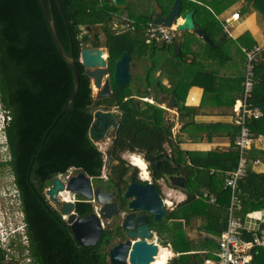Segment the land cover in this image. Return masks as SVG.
<instances>
[{"label":"trees","instance_id":"obj_1","mask_svg":"<svg viewBox=\"0 0 264 264\" xmlns=\"http://www.w3.org/2000/svg\"><path fill=\"white\" fill-rule=\"evenodd\" d=\"M44 1L49 4V0ZM186 1L187 9H194L196 20L199 14H209L203 22H196L213 41L212 45L205 43L208 48L213 52L221 50V43L227 37L219 20L204 6L209 5L210 0H181L182 4ZM50 2L48 11L58 39L66 53H73L79 72L78 92L69 104L70 109L62 113L64 102L73 90L74 73L52 39L38 0H0V102L9 116L5 136L11 150V159L0 164L13 166L17 191L26 203V223L19 234L23 240L19 238L16 248L22 253L25 249L28 251L30 264H106V246L112 233L105 229L94 245L79 244L65 218L43 191L52 178L65 173L71 166L89 176L102 173L103 152L90 138L88 130L94 118L89 108L103 104L122 110L111 140L112 161H118L110 166L111 178L118 175L123 178L128 169H137L122 159V151L142 153L153 167L154 180L162 176L163 169L158 168L156 162L163 165L170 157L174 163L181 164L187 181V200L167 209L157 224L168 233L172 250H203L211 239L208 236L205 240L202 231L217 237L225 227L230 199V187L225 181L236 165L237 151L232 148L220 154L211 149L200 151L180 147L182 135L195 139L203 138V132L207 130L208 135L217 132L209 130L208 123L194 120V116L202 111L200 106L185 103L189 87L199 83L195 77L201 79L208 73L194 71L195 77H189L188 64L173 53L171 44L174 40L170 43L144 42L143 26L153 20L155 11L167 13L173 0H129L124 7H117L110 0H59L67 23L55 0ZM187 9L183 5L182 11ZM109 15L112 16L110 23ZM87 25L99 28L102 45L106 48L111 91L108 97L101 99L94 98L91 80L84 74V65L80 61V33ZM217 35L222 36L219 41ZM252 48L253 44L246 45V49ZM124 51L129 54L130 61L146 64L141 76L132 75L128 84L120 86L113 80V69ZM250 63L252 88L248 103L263 111L262 117L254 121L250 129L264 132V50ZM156 71L160 72L156 74ZM164 78L167 83H163ZM201 83L205 88L211 87ZM158 89L169 96L174 95V120L165 115L166 109L157 96ZM145 95H151L153 102L138 105L134 96ZM174 122L180 127L173 134ZM220 128L223 129L222 123ZM236 128L231 123L226 131L232 145ZM24 164L29 171H25ZM206 190L216 194L217 202L202 198ZM236 194L234 214L239 215L242 222V212L251 200L263 199L264 205V174L254 171L251 161H246V173L237 181ZM75 209L78 214H85L94 208L91 202L80 199L75 203ZM192 217L198 223L192 224ZM259 225L255 232L264 227V221ZM243 236L249 237V234L243 232ZM207 255L205 252L181 254L178 259L187 264L198 260L202 264ZM3 260L4 251L0 248V264H6ZM250 262L264 264V246L254 247Z\"/></svg>","mask_w":264,"mask_h":264},{"label":"water","instance_id":"obj_2","mask_svg":"<svg viewBox=\"0 0 264 264\" xmlns=\"http://www.w3.org/2000/svg\"><path fill=\"white\" fill-rule=\"evenodd\" d=\"M115 6H125L128 0H110ZM62 17L66 22L64 12L62 10L59 0H55ZM38 3L44 14L46 23L51 33L52 39L60 52L64 61L71 67L74 73L73 90L68 98L65 100L61 113L70 109V102L76 95L79 89V72L77 69L76 59L73 53L68 54L62 47L57 33L54 20L48 9L51 8V2L46 5L44 0H38ZM181 0H173L167 13L162 14L158 11L154 13L153 20L162 25H172L175 23L177 31L189 30L202 37L204 41L212 44L210 36L205 30L198 26L195 22L193 14L194 9H190L186 12L182 11ZM182 14V15H181ZM111 15L108 16V22L111 21ZM67 23V22H66ZM105 26V24H103ZM94 29V30H93ZM92 39L93 45L89 46V40ZM80 40L82 49L80 51V61L84 65L83 72L87 75L91 84L95 88L93 93L95 99H101L110 95V80L109 72L106 61V48L99 45L100 38L97 26L87 25L80 33ZM72 49V42L70 41ZM179 49V41L174 43V52L177 53ZM135 64L134 61H130L129 54L124 51L121 56L115 61L113 69V80L117 85H126L131 79V66ZM137 102H142V99L135 98ZM170 102L174 103V95H170ZM170 108V103L166 105ZM94 120L89 127V136L92 140L100 142L101 150L105 151L109 149V143L102 141L103 137L107 134L113 136L114 131L117 129L120 122V109L114 108H94L93 111ZM110 156H107V161ZM106 161V163H107ZM57 179H54V182ZM67 188L72 191L80 193L83 197L89 199L94 197L95 200L101 205L98 208L97 213L92 212L88 214H78L77 212H70L74 209L73 202H65V206H71L67 210L63 206L60 211L65 214L69 211L67 221L70 223V230L74 238L79 244L94 245L99 239L104 227L109 225V220L103 224L100 222L99 217H105L112 219L115 209L118 207L114 201H107L110 199L111 193L106 192L102 187L99 188L102 192H97V188L94 190L91 188L88 176L80 171L74 177H71L67 183ZM175 185L181 189L186 188L185 177L180 175ZM64 185L54 186L50 189V196L53 197L57 190L63 188ZM133 192H124L123 198L130 197L128 202L129 212L124 216L122 220V227L125 230L127 236L122 240L113 239L112 243L108 245L106 264H146L147 257L155 252L159 246L166 247V244H158L156 237L153 233V228L147 223L148 214H152L154 221H160L167 213L166 205L162 194L158 191L154 182L148 181L145 184L131 183L128 186V190ZM109 209L110 212L105 211ZM163 236L166 232L162 233ZM145 252V253H143ZM171 264H180L176 256L170 258ZM198 261H194L190 264H198ZM240 264H252L250 261Z\"/></svg>","mask_w":264,"mask_h":264},{"label":"crops","instance_id":"obj_3","mask_svg":"<svg viewBox=\"0 0 264 264\" xmlns=\"http://www.w3.org/2000/svg\"><path fill=\"white\" fill-rule=\"evenodd\" d=\"M197 2L201 3L200 1ZM210 2L211 3H209V5L206 4L204 6L212 12V15L216 19L219 20L222 29L224 30V36L227 37L224 40V43H221L222 49L217 52L211 51L205 44L208 42L204 41L202 37L189 30L187 32H175L174 41L171 45L173 47V53L181 61L188 64L189 77H192V79L195 77V74L193 73L194 71L195 73L197 71L208 73L204 78L201 79L195 77L196 81L199 83H194L189 87V89L187 90L185 103L200 106L202 111H199V113L194 116V120L199 123H208L209 130L217 133L208 135L207 132L209 131L207 130L203 132V138L198 137L195 139L190 138L187 135H182L180 147L186 150L193 149L200 151L211 149L213 151L219 152L220 154H222L223 151L235 148L237 151L236 165L228 178L234 174L238 167L239 153H241L245 157L246 161H251L254 171L264 174V139H258L254 136H251V138L247 140L241 147L237 145L235 142V136L238 133L239 128L234 122L233 114L231 111L232 94L240 91L243 88L247 67L249 65L248 56L253 52H256L258 54L264 50V0H258L255 3L252 0H210ZM187 3V1L185 2V4L183 3L182 7L184 5V7L187 9ZM154 7L156 8V3H154ZM188 10L190 9L188 8L187 11ZM236 10L242 11L239 18H230L232 12ZM208 15L209 14L207 12H204L202 15L199 14L197 15V20L199 22H203L204 20H206L205 17ZM193 17L196 22L197 20L195 14H193ZM226 19H228L227 26L223 25V21ZM216 37L219 41L222 36L217 35ZM176 40L179 41V49L177 53L174 52V43ZM251 44H253V48L251 50L246 49V45ZM245 54L247 58L246 60ZM157 72L159 73L160 71H156V74ZM201 82L210 84L211 87L209 89L205 88ZM163 83H167V78L163 79ZM204 90H209L208 95L212 97L213 104L206 105L204 103V97L206 95L203 94ZM164 94V96L160 98L162 102L161 106H163L165 109H168L166 107L167 104L163 105L162 98H169L170 100V96L166 92H164ZM165 103L166 102H164V104ZM172 109L175 110L174 107ZM221 123L223 124V129L220 128ZM231 123H233L237 127L233 137V145L231 139L229 138V135H227L226 133L228 126ZM254 123H251L250 125H248V127L251 128ZM176 187L178 186H175V188L167 187L168 189L166 192H184L185 197L183 196L184 198L179 202L186 201V188L181 189L179 187ZM208 192L210 191H204L201 195L202 198L211 203L217 202V199L215 201H211L209 199V195L205 194ZM213 194L216 195L215 193ZM162 196L164 198L166 209L172 208L174 206L172 205L173 201L170 199H166L164 195ZM261 200L263 199L251 200L249 206L242 212L241 216L243 218V228L241 230V235L243 236V232L249 234V237L243 236L244 238H251L253 234L257 233L255 232V230L259 228V223L261 221H264V205L262 204ZM236 203V187L233 191L232 188H230V199L226 216L227 218L230 212L234 214V206ZM195 222L198 223V220L192 217L191 223L193 224ZM225 227L223 228V230L225 229ZM202 234L205 235V240L208 238V236H210L211 239L210 241H208L203 250L178 252L203 251L207 252V254L215 252L218 248V239L220 235L215 237L213 234H208L204 231H202ZM167 238L168 233L166 232L165 237L161 239V241L165 242L166 248L172 250ZM159 243L163 244L162 242ZM213 244L216 246H213ZM178 261L183 264L182 260L180 261L178 259Z\"/></svg>","mask_w":264,"mask_h":264},{"label":"flooded vegetation","instance_id":"obj_4","mask_svg":"<svg viewBox=\"0 0 264 264\" xmlns=\"http://www.w3.org/2000/svg\"><path fill=\"white\" fill-rule=\"evenodd\" d=\"M94 30V29H93ZM89 42H90V44H92L93 45V42H92V39H90L89 40ZM92 45H90V46H92ZM94 46V45H93ZM135 62V61H134ZM137 64V65H136ZM146 63H144V62H135V67H133V66H131V73H132V75L133 76H135V75H137V74H140V76H141V72L143 73V71H144V67H143V65H145ZM140 68L141 70L138 72V73H135V71L133 70V69H135V68ZM133 71V72H132ZM145 73V72H144ZM131 75V76H132ZM131 79H132V77H131ZM131 79H130V81H131ZM133 80H135V78H133ZM144 88V87H143ZM152 89H155V87L154 86H152ZM157 92H158V94L159 95H157L158 96V99H160L162 96H164L165 94H164V92H162L161 90H157ZM164 94V95H163ZM94 95V94H93ZM137 97H139V98H141L142 99V102H137L136 100H135V98H137ZM148 98H150L151 99V101H149V99ZM134 100L138 103V105H140V104H142V105H147V102H153V98H152V96L151 95H145V96H134ZM168 103H170V100H169V98H168V100H167V102H166V104H168ZM175 103L176 102H174V103H170V108H173L174 107V105H175ZM97 107H101V108H114V107H116V106H105V105H103V104H97V105H92L89 109H90V111H92V113H94L93 111H94V108L96 109ZM119 108V107H118ZM170 108H168V109H166V110H171V111H173V113L175 114V116H176V110H172V109H170ZM120 109V108H119ZM174 109H175V107H174ZM121 115H122V110L120 109V119H121ZM94 116V115H93ZM175 116H174V118H169L168 117V119L169 120H174L175 119ZM93 120H94V118H93ZM178 125V127L176 128V126L175 125ZM90 127V126H89ZM179 127H180V124L179 123H177V122H174L173 123V126L171 127V129H172V132H173V134H174V132L176 131L175 129H179ZM89 131V130H88ZM116 131V130H115ZM115 131H114V133H115ZM113 136H114V134H113ZM113 136H108L107 134L103 137V139H102V141H106V142H108L109 143V149H107V150H105V151H103V150H101V148H100V142H96V141H94L96 144H97V146H98V148L103 152V155H102V157H103V159H104V167L102 168V173L100 174V175H97V176H89L88 174H86L83 170H80V169H78V168H76V167H69L68 168V170L65 172V173H59L57 176H55L54 178H52V180H51V182L43 189V191L47 194V197H48V199L53 203V202H55V201H57V202H60V201H58L57 200V196L59 195V193H60V189H58L57 190V193L53 196V197H51L50 196V189H52L54 186H60L61 184H66L67 183V181L71 178V177H74L75 175H77L80 171H83L87 176H88V178H89V183H90V186H91V188L94 190L95 188H97V192H102L99 188H103L106 192H109V193H111V196H110V199H108L107 201H114V202H116L117 203V205H118V207L115 209V211H114V214H113V217H112V219H108V218H105V217H102V216H100L99 217V219H100V222L103 224L104 222H106L107 220H109V225L107 226V227H104V229H103V231L105 230V229H107V232L108 233H112V237L110 238V243L109 244H111L112 243V241H113V239H117V240H122V239H124V238H126V236H127V234H126V232H125V230L123 229V227H122V220H123V218H124V216L130 211L129 210V208H128V202H129V200H130V198H131V196L130 197H126V198H123V193L124 192H133V190H129V191H127L128 190V186L131 184V183H140V184H145V183H147L148 181H151V182H154L155 184H156V187H157V189H158V191L163 195V189H162V186H161V183L162 182H164V184H165V186L166 187H168V188H175V186H177V185H175V183L177 182V180H178V177L180 176V175H184V173H183V167H182V165L181 164H177V163H174L173 161H172V159L170 158V157H167L166 158V162L163 164V165H159V163L158 162H156L155 163V165L158 167V168H160V169H162V176H160L159 178H157L156 180H154L153 179V176H152V172H153V167L151 168V165H150V162L148 161V160H146L145 158H144V156L142 155V157L144 158H142L144 161H145V163H146V171H147V174L146 175H144V174H142V172H141V170H140V168L138 167V166H136L135 164H133V162H132V160H131V158H129L130 157V155H131V157H132V154L133 153H140V152H132V151H122L121 152V157H122V159H124L126 162H128V163H130V164H132V165H134L137 169H134V168H130V169H128L127 170V173H125L124 174V176H122L123 178H119V175L118 176H116L115 178H111V176H110V172H108L107 174L106 173H104V170L105 169H110V166H111V164L113 163V162H118L116 159L114 160V161H112V156H111V154H110V150H111V140H112V138H113ZM6 137V136H5ZM181 143V142H180ZM179 143V144H180ZM7 147H8V152H9V157H8V159H6V160H0V163L1 162H7L8 160H10L11 159V150H10V147H9V145H8V143H7ZM167 149H168V151L170 150V147H168L167 146ZM125 152H127L128 153V155L127 156H124V154H125ZM142 154V153H141ZM107 156H110V158H109V160L107 161ZM127 159L129 160V161H127ZM106 161H107V163H106ZM171 164V166H170V164ZM26 164H24V166H25ZM1 167H7V169L10 171V174H11V182L14 184V187H16L15 189H16V191H17V184H16V175H15V169L13 168V166L10 164V163H5L4 165H1L0 164V168ZM107 167V168H106ZM25 171L27 172V171H29V169L27 168V165H26V168H25ZM73 171H75V173H73ZM54 179H57V181H55L54 182ZM123 179L124 180H126V181H124L123 182ZM187 183V181H185V184ZM173 186V187H172ZM179 187V186H178ZM178 187H176V188H178ZM69 190V189H68ZM67 192H72L73 193V197L72 198H68V197H64L63 196V202L61 203V204H57L58 206H56V208L58 209V211L61 213V211H60V209L64 206L65 207V209L67 210L68 208H70L71 206L69 205V206H65V202H73V204H74V209L73 210H71L70 212H76V209H75V203L77 202V201H79L80 199H83V200H85V201H88V202H91V204L93 205V211L92 212H96L97 213V211H98V208H99V206L101 205L100 203H98L96 200H95V198L94 197H92V198H89V199H87V198H85V197H83L80 193H78V192H76V191H72V190H69V191H67ZM78 194H80L81 195V197H79L78 196ZM2 195V194H1ZM1 195H0V207H1V205H2V203H3V201L1 200ZM3 195H4V197H5V199H7L10 203H11V201H13V203L15 204V205H17V206H19V208H20V211H21V214H22V223H23V228H24V224L26 223L25 222V211H24V207H25V205H26V203L25 202H22V200H21V193L18 191V192H4L3 193ZM61 195V194H60ZM12 197H13V199H12ZM17 198V199H16ZM16 200H17V202H16ZM54 204V203H53ZM55 205V204H54ZM1 210H2V212L4 211L3 209H2V207H1ZM69 211H67V213H65V214H63V213H61L62 214V216L65 218V221H66V224L67 225H69V228H70V223L67 221V218H68V215H69V213H70ZM92 212H89V213H92ZM106 213H109L110 212V210L109 209H107L106 211H105ZM85 214H88V213H85ZM122 215V216H121ZM5 220V218L3 219V221ZM161 221V220H160ZM160 221H154V219H153V216H152V214H148V220H147V223H148V225L150 226V227H152L153 228V233H154V236L156 237V241L158 242V244H160L159 242H161V239H163L165 236H163L162 235V233L163 232H165V231H163L161 228H160V226L157 224V223H160ZM24 230V229H23ZM103 231H102V233H103ZM155 232H156V234L157 235H155ZM102 235V234H101ZM100 235V236H101ZM108 244V245H109ZM107 249V248H106ZM28 251L25 249V251H24V253L23 254H25V256H26V258L28 259V264H30V262L29 261H31V257L28 255V253H27ZM178 260V259H177ZM196 261H198V260H196ZM199 264V263H198Z\"/></svg>","mask_w":264,"mask_h":264},{"label":"built area","instance_id":"obj_5","mask_svg":"<svg viewBox=\"0 0 264 264\" xmlns=\"http://www.w3.org/2000/svg\"><path fill=\"white\" fill-rule=\"evenodd\" d=\"M242 11L236 10L232 12L230 18L237 19L241 15ZM132 20H130L131 27ZM228 19L223 21V25L227 26ZM130 25V24H129ZM177 31L175 23L166 26L155 22L154 20L148 21L143 26V39L146 44L152 43H170L174 40L175 32ZM257 55V53H251L249 58V65L245 75L243 88L232 94L231 96V111L236 126L239 128L238 133L235 136V142L240 147L254 136L258 139H264V133L252 131L248 125L256 121L263 114L262 109L257 105H249L248 96L252 88L251 74V60ZM151 101L150 98H148ZM241 152V151H240ZM245 157L239 153L238 167L234 174L227 178L226 185L232 188V191L236 187L237 180L244 176L246 173ZM209 195L211 201H215L216 195L213 193H205ZM243 228V222L239 215H234L230 212L225 229L219 236L218 248L215 252L208 254L203 258L202 264H240L250 261L251 251L254 247L264 246V228H261L257 233L253 234L251 238H244L241 235ZM170 250V249H169ZM170 257L166 259V262L172 257L176 256L177 259L181 254L190 253H203V251H191V252H174L170 250ZM207 254V252H205ZM164 264H167V263ZM186 261L183 264H187Z\"/></svg>","mask_w":264,"mask_h":264},{"label":"rangeland","instance_id":"obj_6","mask_svg":"<svg viewBox=\"0 0 264 264\" xmlns=\"http://www.w3.org/2000/svg\"><path fill=\"white\" fill-rule=\"evenodd\" d=\"M98 32H99V28H98ZM99 38H100V44L99 45H102V39H101L100 35H99ZM88 44H89V46L92 45V44H90V42ZM134 65H133V67H135L137 64L135 66ZM133 70L135 71V73H138L141 69L136 67ZM157 74H158V72H157ZM131 75H132V73H131ZM92 87H93V85H92ZM94 92H95V88L93 87L92 94ZM203 94H206L204 97L205 98L204 103L206 105L213 104L212 97H210L208 95L209 90H204ZM162 100H163V105H166V103L164 104V102H167L168 99L162 98ZM2 108L3 107H2V104L0 102V121L2 120V113H3ZM7 114H8V112H7ZM165 115L171 119L174 118V116H175V114L171 110H169V111L166 110ZM175 126H176V128L178 127L177 124ZM175 130L177 131V129H175ZM133 154H138L139 156H141V158H143L141 153H133ZM127 155H128V153L125 152L124 156H127ZM8 157H9V152H8V147H7V143H6L5 130L2 127H0V160H6V159H8ZM129 158H131V155ZM127 161H129V160L127 159ZM108 172H109V169L104 170V173L107 174ZM73 173H75V171H73ZM11 178L12 177H11L10 171L7 169V167H1L0 168V195L2 194L1 200L3 201V203L1 205V207L4 211L2 212L1 207H0V248H1V250L4 251L3 262H5L6 264H28V259L26 258L25 254H23L22 252H19V250L16 248V245H15V244H18V240H20V239L23 240V238L19 236V234H21L22 230L24 229L23 225H22V214H21L20 208H19V206L15 205L13 203V201H11V203H10L7 199H5V197L3 195L4 192H18L14 188V184L11 182ZM161 186L163 187L162 189L164 192V194H163L164 197L166 199L172 200L173 201L172 205H176L177 202H179L180 200H182L185 197L184 192H166L168 188L165 186L164 182L161 183ZM66 197L72 198L73 193L67 192ZM12 199H13V197H12ZM57 200L60 202H57V201L53 202L55 204V206H58L57 205L58 203L61 204L63 202V196L60 195V193L57 196ZM16 202H17V200H16ZM4 218H5V220L3 221ZM155 235H157L156 232H155ZM167 239H168L169 244L171 245V239L170 238H167ZM107 247H108V245L106 246V248ZM179 260L181 261V258ZM166 263L171 264L170 259Z\"/></svg>","mask_w":264,"mask_h":264},{"label":"bare ground","instance_id":"obj_7","mask_svg":"<svg viewBox=\"0 0 264 264\" xmlns=\"http://www.w3.org/2000/svg\"><path fill=\"white\" fill-rule=\"evenodd\" d=\"M131 160L133 164H135L136 166L140 168L142 174L144 175L147 174L146 163L141 158V156H139L138 154H132ZM67 191H69L67 188V185L64 184V187L60 188V194L66 198ZM170 254L171 252L168 248L164 246H161V247L159 246L158 248H156L155 252H153L147 257L146 264H164L166 262V259L170 257Z\"/></svg>","mask_w":264,"mask_h":264},{"label":"clouds","instance_id":"obj_8","mask_svg":"<svg viewBox=\"0 0 264 264\" xmlns=\"http://www.w3.org/2000/svg\"><path fill=\"white\" fill-rule=\"evenodd\" d=\"M2 109H3V113H2V120L0 121V127H2L5 130L9 116H8L7 112L5 111V109L4 108H2ZM22 225H23V223H22ZM22 232H23V230H22Z\"/></svg>","mask_w":264,"mask_h":264}]
</instances>
